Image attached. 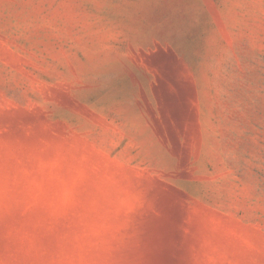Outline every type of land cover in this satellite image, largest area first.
Masks as SVG:
<instances>
[{
    "label": "rangeland",
    "instance_id": "rangeland-1",
    "mask_svg": "<svg viewBox=\"0 0 264 264\" xmlns=\"http://www.w3.org/2000/svg\"><path fill=\"white\" fill-rule=\"evenodd\" d=\"M0 264H264V0H0Z\"/></svg>",
    "mask_w": 264,
    "mask_h": 264
}]
</instances>
